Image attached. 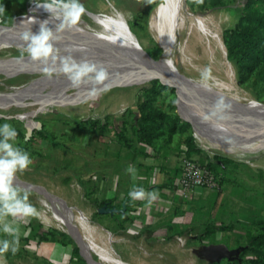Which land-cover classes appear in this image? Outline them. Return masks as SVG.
<instances>
[{
    "label": "rangeland",
    "instance_id": "rangeland-1",
    "mask_svg": "<svg viewBox=\"0 0 264 264\" xmlns=\"http://www.w3.org/2000/svg\"><path fill=\"white\" fill-rule=\"evenodd\" d=\"M222 1V5L214 7L210 0H204L202 5L192 0H181L184 25L177 39L178 44L185 47L183 53L179 46L174 48L171 62L181 75L189 79L222 80L231 87L228 93L236 96L238 102L248 98L264 104V78L257 73L261 66L241 85L238 84L237 65L231 59L229 70L232 80L216 72L208 71L207 77L202 75L208 68L196 58L207 40L193 25L194 17L205 18L206 24L217 32L222 41L224 30L237 28L246 2ZM80 2L85 7L77 25L81 31L98 30L89 13H109L110 2L126 18L144 50L157 58L163 54V49L149 30V19L159 0ZM32 7H35L34 0H0V9H3L0 20L2 17L6 20L0 24H11L15 18L30 12L48 14L33 11ZM252 9L260 10L261 7L257 4ZM136 11L139 13L137 24L133 23ZM210 44L216 49L215 41L212 40ZM21 50L0 47V60H5L0 61V95L24 91L38 80L37 74L18 62ZM216 52L221 64V54H218L219 50ZM149 82L126 80L110 74L105 82L109 90L90 98V85L73 88L63 78L15 101L0 103V125L9 123L20 132L14 143L27 151L32 159L28 169L18 172L16 176L49 192L57 201L70 207L72 215L87 216L96 227V237L110 247L112 254L122 264H230L240 260L247 229L251 226L254 228L246 216L264 218V144L242 159L233 158L226 154L223 143L215 141L207 133H201L199 127L192 126L177 130L170 141H167L165 133L154 141L153 147L142 146L147 152L142 155L136 149L139 145L130 126L135 116L130 111L135 112L137 105L148 98ZM152 105L169 115H182L176 104L175 91H161L154 97ZM81 121L84 123L80 126L78 122ZM36 122L41 123L43 134L36 133L33 128L25 140V127ZM102 122H107L105 127H101ZM117 124L124 125L125 137L134 149L123 146L114 130ZM187 136L192 137L200 148L199 152H192L190 156L186 154L187 147L184 145ZM216 155L228 158L230 162L223 168H209V164L215 163ZM184 156L208 168L216 185L194 191L176 187L173 177ZM129 165L135 169L134 174L126 172ZM164 183L168 184L165 188H158ZM134 186L143 187L149 192L156 191L159 196L151 205L146 200L133 201L129 198L126 219L118 213L114 214V218L109 214L99 215L97 208L100 203L111 201L118 204ZM27 191L30 193L29 203L37 213L40 212L43 196L32 190ZM178 208L185 212L183 218L173 216ZM47 216L51 217L49 212ZM56 225L54 221L51 225L44 224L38 215L20 218L14 225L19 228V250L15 255L9 252V256L0 257V264H88L80 251L78 254L84 263L71 253L73 244L66 238L57 235L54 240H44L40 237L48 231L63 233ZM169 225L174 227L172 231ZM221 225L223 228H220ZM209 226L217 229L204 235L203 230ZM73 227L77 228V225L73 223ZM64 234L76 245L69 232ZM46 236L50 238L49 233ZM0 239L12 237L0 232ZM215 246L226 250L236 249L238 257L233 260L218 259L213 251ZM92 255L99 264H103L96 255Z\"/></svg>",
    "mask_w": 264,
    "mask_h": 264
},
{
    "label": "bare ground",
    "instance_id": "bare-ground-1",
    "mask_svg": "<svg viewBox=\"0 0 264 264\" xmlns=\"http://www.w3.org/2000/svg\"><path fill=\"white\" fill-rule=\"evenodd\" d=\"M108 7L110 9L109 13H97V14L89 13L91 19L99 27V29L96 30L95 32L92 31L94 37L99 39L100 41H107V42L115 41L119 43L132 42L140 45L139 40H137L135 33L130 28L123 14L119 12V10L110 2L108 4ZM32 10L38 12L44 11L42 8L37 9L35 7L34 8L32 7ZM49 16H50L49 13L47 15H42L34 12H30L28 14L29 18L35 17L36 20L39 19L41 21L45 19H49ZM50 22L59 23L60 21H55L50 19ZM183 25H184L183 2H181V0H159L157 6L153 10V13L151 14L149 19V30L151 31L154 39H156L157 43H159V45L161 46V49H163L162 55L164 56V59L171 61L172 53L174 51V48H176L177 46H179L178 48L180 52L183 53L185 46L183 47L181 44H178V39H177L179 37L180 30L183 28ZM193 25L196 26L197 31H199V33L203 36V39L205 37L207 40L205 44L203 43L204 48L201 47L202 52H199L200 50H198L200 54H197L199 56L196 59L201 63H205L208 68V71L216 72L217 74L221 73V75L224 74L227 77H229L230 80H232V76L230 73L231 69L229 70L230 62L225 57L226 49L223 44V41H221V37H219V35L214 29H211L206 24L205 18H201L198 16L194 17ZM76 29H78L77 26ZM212 40L213 42L214 41L216 42L217 45L216 49L212 48L210 44ZM0 47H4V46L0 44ZM217 50H219L218 54L219 55L221 54L220 56L223 59V62L221 63L222 65L219 64V60H217L216 57ZM58 54L60 56H65V54L68 53L62 51V52H58ZM73 57L77 59V61L87 60L89 62L101 64L108 70L109 75L110 74L116 75L118 78H125L126 80L134 79L142 83L148 77L149 74L148 68L144 64L133 58L132 59L122 58V57L105 58L97 54H86V55L77 54V55H73ZM13 58H17V57L14 56ZM3 61L5 62V60ZM21 62L23 63L21 65L25 67H29L33 71V73L38 75V80L33 82L31 81L32 84L30 85V87L24 91H17V92L14 91L15 93L11 95H0V103L15 101L19 97H23L28 94H32L36 92L40 87L44 88L46 85L50 83L59 81V79L63 80V78H65L63 75H61V76H54L51 80L47 79L42 75L41 65L32 62L27 57V55L22 60H20V63ZM192 81L199 89L203 90L204 92H207L218 98L223 97L224 99H229L238 102L236 96L228 93V91H231V87L221 82L222 80L219 81L218 79L213 78L211 80L205 79V81H198L196 79L195 80L192 79ZM242 102L247 103L251 108L264 110V104L254 101L252 99L243 98ZM196 119L199 118L196 117ZM201 131H202L201 133H205V134L207 133L208 135H210V137L215 141H219L223 143V145L225 146L224 151L226 152L227 155L232 156L233 158L242 159L244 155L249 154V152H251L258 146L255 144L256 142L254 140H245V139L241 140L237 137H233L229 135L224 131L209 127V125L203 126V128H201ZM40 202H41V209L40 212H38V218L40 219V221H42L44 224H49V225H51L53 221L56 222L57 223L56 226L61 230H63V233L69 232L70 234V230H72L77 241L81 245L80 254L83 257V259H85L88 262V264H99L97 260L93 259L94 257L92 254L96 255L103 264H122V262L119 259L115 258V256L112 254L110 247L107 246V244H105L103 241H99V239L96 237V227L90 223L91 221H89L87 216L84 217L74 216L71 214V211L66 213L63 210H61V208L56 204V202L47 199L45 197H43L40 200ZM47 212L50 213L51 216L50 218L47 216ZM73 223L77 225V228L73 227ZM118 241H120V239Z\"/></svg>",
    "mask_w": 264,
    "mask_h": 264
},
{
    "label": "clouds",
    "instance_id": "clouds-1",
    "mask_svg": "<svg viewBox=\"0 0 264 264\" xmlns=\"http://www.w3.org/2000/svg\"><path fill=\"white\" fill-rule=\"evenodd\" d=\"M202 5L204 0H192ZM35 8H42L49 13V19L39 21V31L34 34L30 28L20 33L24 46L20 53V60L27 57L34 63L41 65L44 77L51 80L54 76L63 75L73 88L90 85L88 95L96 98L101 92L109 90L105 82L109 79L108 70L101 64L87 60L77 61L73 56H60L56 43L65 31H71L78 25L85 12L80 0H34ZM3 9H0V13ZM51 20L60 21L55 25V31L49 27ZM31 24L37 23L35 17H30ZM18 60V62H20ZM208 70L202 75L207 77ZM103 86V87H101ZM231 108L223 97L217 99L209 114L203 115V120H215L216 127L222 126L221 121L227 120V110ZM18 133L9 123L0 125V232L12 239H0V257L11 252L15 255L19 250V228L14 226L20 218L37 216V210L29 203V191H21L15 183L16 174L23 172L32 164L30 154L17 146L14 142ZM126 172L133 173L135 169L129 165ZM131 200H146L151 205L159 196L156 191H146L143 187L134 186L129 191ZM11 218V219H9Z\"/></svg>",
    "mask_w": 264,
    "mask_h": 264
},
{
    "label": "water",
    "instance_id": "water-1",
    "mask_svg": "<svg viewBox=\"0 0 264 264\" xmlns=\"http://www.w3.org/2000/svg\"><path fill=\"white\" fill-rule=\"evenodd\" d=\"M39 21L41 20L37 19V23L31 24L27 14L15 18L11 24H0V44H2L4 47L22 49L24 42L20 38V33L27 30L28 28H30L34 34L38 33ZM56 24L57 23L50 22L49 27L55 31ZM56 48L58 49V52L65 51L68 53L65 54V56H73L77 54H97L105 58L122 57L136 59L144 64L149 70L148 77L143 82L158 80L162 85L174 88L177 107L180 111H182V116L189 120L193 126L199 127L201 129L203 126L209 125V127L224 131L229 135L237 137L241 140H254L256 145H258L255 149L260 148L261 144H264L263 109L260 110L251 108L245 102L240 103L225 99L226 103L231 104V108L227 110V115L229 118L220 122L222 126L216 127L215 120L210 122L204 121L203 115L209 114L211 112L212 107L216 103L218 97H215L199 89L192 79L181 75L177 68L174 67L172 62L170 60L164 59L163 55L155 59L137 43L100 41L94 37L92 31H81L79 28L62 33L61 38L56 43ZM195 116L199 119H196ZM33 128L40 130L41 123L36 122L35 125L26 126L25 140L29 138ZM15 183L18 188L37 192L41 196L56 202V204L64 212H70V207L57 201L56 198L51 196L49 192L43 190L42 188L21 180L17 176ZM125 209L126 199L122 201L120 208H111L107 206V204H103L97 208V212L99 215H113L115 213L122 214L125 212ZM70 235L74 239L80 251L81 245L77 241L72 230H70ZM213 251L218 259L226 258L228 260H233L238 257V250L236 249L226 250L221 246H215Z\"/></svg>",
    "mask_w": 264,
    "mask_h": 264
},
{
    "label": "trees",
    "instance_id": "trees-1",
    "mask_svg": "<svg viewBox=\"0 0 264 264\" xmlns=\"http://www.w3.org/2000/svg\"><path fill=\"white\" fill-rule=\"evenodd\" d=\"M212 6L222 5L224 2L222 0H210ZM259 4L260 10H253L252 6ZM139 13L136 11V17L133 20V23L137 24V20L139 19ZM6 21L4 17L1 18L0 22ZM132 29V28H131ZM134 32V31H133ZM223 44L226 47V58L234 60L237 65V73H238V84H243L252 74L253 72L259 68L257 71L258 74L262 78H264V0H246L244 7L242 9V13L238 20L236 29H226L222 32ZM150 54V53H149ZM153 58L157 59L155 55L150 54ZM163 90H172L173 87H167L162 85L158 80H151L149 82V86L147 87L148 98L142 101L136 107V111H130L133 117V121L131 122V130L132 134L135 138V142L139 145L136 149H138L139 153L146 154L145 147H153L154 141L158 139L161 135L165 134L167 141H170L172 135L177 130H186L187 128H191L192 123L185 119L182 115H169L166 112L161 111L160 109L153 108V100L154 97L160 94ZM84 121L78 122L81 126ZM101 127H105L107 122H102ZM115 133L118 138L121 140L123 146L134 149L128 139L125 137V127L124 125L117 124L114 127ZM17 133H20L16 130ZM36 133L43 134L42 129L36 130ZM53 144H55L52 141ZM141 145V146H140ZM184 145L186 148V154L188 156L191 155L192 152H199L200 148L195 145L194 139L192 137L187 136L184 139ZM144 148H141V147ZM215 163L209 164V168L226 166L227 163L230 162L228 158H223L218 155L215 156ZM177 173L179 169H176ZM176 174V173H175ZM171 183V181L169 182ZM168 184L164 183L158 186V188H165ZM126 206L125 212L120 214L123 216V219H126V215L128 214V200L129 196L125 197ZM103 204H107L112 207H119L121 202L118 204H112L111 201H103L98 206H102ZM185 212L176 209L174 213V217L183 218ZM114 218V214L110 215ZM251 223L254 225L247 229L246 237H245V246L240 251V260H235L230 264H264V218L247 217ZM182 220V219H181ZM180 225V224H177ZM223 228L221 225L220 228ZM174 227L169 225V229L172 231ZM217 229L215 226L205 227L203 230L204 235H209L213 233ZM181 233L182 231L179 230ZM50 234V238H47V234ZM59 235L67 239L69 243L73 244L72 254L77 257L80 261L84 263V260L78 254L79 248L77 245L73 243V241L64 233L56 232V231H48L40 237L44 240H54L55 237ZM9 253H6L5 256H9ZM94 259V258H93Z\"/></svg>",
    "mask_w": 264,
    "mask_h": 264
},
{
    "label": "built area",
    "instance_id": "built-area-1",
    "mask_svg": "<svg viewBox=\"0 0 264 264\" xmlns=\"http://www.w3.org/2000/svg\"><path fill=\"white\" fill-rule=\"evenodd\" d=\"M176 187L184 191H194L196 189L213 188L215 178L211 171L200 166L196 161L184 156L178 173L174 175Z\"/></svg>",
    "mask_w": 264,
    "mask_h": 264
},
{
    "label": "flooded vegetation",
    "instance_id": "flooded-vegetation-1",
    "mask_svg": "<svg viewBox=\"0 0 264 264\" xmlns=\"http://www.w3.org/2000/svg\"><path fill=\"white\" fill-rule=\"evenodd\" d=\"M25 128H26V127H25ZM121 203H122V201H121ZM107 206H109V205H107ZM109 207H111V208H120V207H121V205H120L119 207H117V206H116V207H115V206H114V207H112V206H109ZM126 208H127V206H126Z\"/></svg>",
    "mask_w": 264,
    "mask_h": 264
},
{
    "label": "crops",
    "instance_id": "crops-1",
    "mask_svg": "<svg viewBox=\"0 0 264 264\" xmlns=\"http://www.w3.org/2000/svg\"><path fill=\"white\" fill-rule=\"evenodd\" d=\"M175 175V174H174ZM159 176V175H158ZM159 179V178H158ZM145 217V216H144Z\"/></svg>",
    "mask_w": 264,
    "mask_h": 264
}]
</instances>
